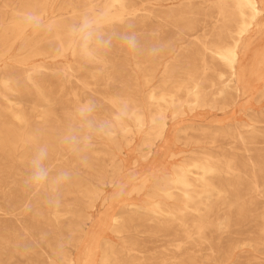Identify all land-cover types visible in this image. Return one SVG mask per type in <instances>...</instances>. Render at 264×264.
I'll list each match as a JSON object with an SVG mask.
<instances>
[{
	"label": "bare ground",
	"instance_id": "obj_1",
	"mask_svg": "<svg viewBox=\"0 0 264 264\" xmlns=\"http://www.w3.org/2000/svg\"><path fill=\"white\" fill-rule=\"evenodd\" d=\"M86 10L167 47L84 59ZM90 98L120 123L81 163L57 137ZM34 140L71 175L55 210L24 188ZM0 264H264V0H0Z\"/></svg>",
	"mask_w": 264,
	"mask_h": 264
},
{
	"label": "clouds",
	"instance_id": "obj_2",
	"mask_svg": "<svg viewBox=\"0 0 264 264\" xmlns=\"http://www.w3.org/2000/svg\"><path fill=\"white\" fill-rule=\"evenodd\" d=\"M24 31L51 33L55 29L52 21L34 11H26L20 17ZM67 39L76 45L84 59L92 60L106 57L108 52L118 42L131 55H144L150 58L159 57L166 49L164 42L156 41L148 47L141 43L139 35L128 25L127 30L117 34L110 30L107 13L83 11L78 19L66 27ZM127 101L119 102L116 116L123 119L127 113ZM120 120L101 114L100 105L94 99L78 103L71 116L70 123L57 137L58 144L70 154L78 157L81 163H86L85 154L98 139L112 140L115 138ZM27 162V174L23 180L24 188L37 196L44 195V204L48 208L58 209L61 201L60 189L69 182L68 171H58L53 174L48 165L50 149L46 143H38ZM27 207V206H26ZM69 245L67 240L56 243L53 254L62 258Z\"/></svg>",
	"mask_w": 264,
	"mask_h": 264
}]
</instances>
